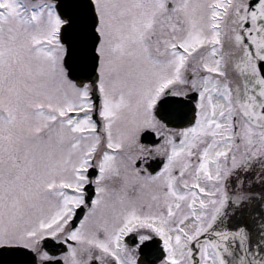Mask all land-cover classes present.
I'll return each mask as SVG.
<instances>
[{"label":"snow or ice","instance_id":"1","mask_svg":"<svg viewBox=\"0 0 264 264\" xmlns=\"http://www.w3.org/2000/svg\"><path fill=\"white\" fill-rule=\"evenodd\" d=\"M0 264H264V0H0Z\"/></svg>","mask_w":264,"mask_h":264}]
</instances>
